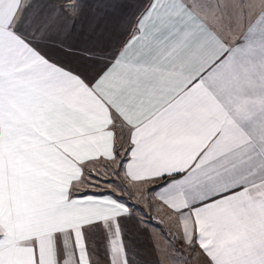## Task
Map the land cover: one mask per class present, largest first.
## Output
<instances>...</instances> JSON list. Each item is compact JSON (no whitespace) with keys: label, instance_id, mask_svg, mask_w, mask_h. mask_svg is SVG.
<instances>
[{"label":"snow or ice","instance_id":"snow-or-ice-1","mask_svg":"<svg viewBox=\"0 0 264 264\" xmlns=\"http://www.w3.org/2000/svg\"><path fill=\"white\" fill-rule=\"evenodd\" d=\"M0 264H264V0H0Z\"/></svg>","mask_w":264,"mask_h":264}]
</instances>
